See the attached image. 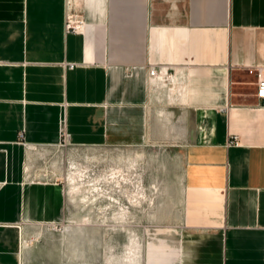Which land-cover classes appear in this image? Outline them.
<instances>
[{"label":"crops","instance_id":"crops-1","mask_svg":"<svg viewBox=\"0 0 264 264\" xmlns=\"http://www.w3.org/2000/svg\"><path fill=\"white\" fill-rule=\"evenodd\" d=\"M258 71L264 0H0V264H26L30 223L66 217L63 184L26 178L62 127L167 175L141 264H264Z\"/></svg>","mask_w":264,"mask_h":264},{"label":"rangeland","instance_id":"rangeland-1","mask_svg":"<svg viewBox=\"0 0 264 264\" xmlns=\"http://www.w3.org/2000/svg\"><path fill=\"white\" fill-rule=\"evenodd\" d=\"M151 164L100 148L31 149L27 180L63 184L67 211L62 221L28 225L26 264L143 263L145 247L161 246L160 228L145 215L157 210L167 183Z\"/></svg>","mask_w":264,"mask_h":264},{"label":"built area","instance_id":"built-area-1","mask_svg":"<svg viewBox=\"0 0 264 264\" xmlns=\"http://www.w3.org/2000/svg\"><path fill=\"white\" fill-rule=\"evenodd\" d=\"M84 23L81 19L77 17L75 14H67V19H66V30L67 31H75L79 32L83 29ZM258 80H257V91H256V96L260 99H264V71H258ZM150 76L153 77L154 79H157L159 81H170L171 80V75L168 74V71H158L156 69H151L150 70ZM172 81V80H171ZM24 137V133H20V139L22 140ZM232 143L235 141H231ZM70 144V138H69V133L67 132L65 127L61 128V142L59 145L65 146ZM26 147H30L29 145L26 144Z\"/></svg>","mask_w":264,"mask_h":264}]
</instances>
